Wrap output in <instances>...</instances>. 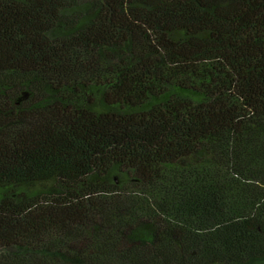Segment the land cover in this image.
Wrapping results in <instances>:
<instances>
[{
  "label": "trees",
  "instance_id": "trees-1",
  "mask_svg": "<svg viewBox=\"0 0 264 264\" xmlns=\"http://www.w3.org/2000/svg\"><path fill=\"white\" fill-rule=\"evenodd\" d=\"M0 264H264V0H0Z\"/></svg>",
  "mask_w": 264,
  "mask_h": 264
}]
</instances>
